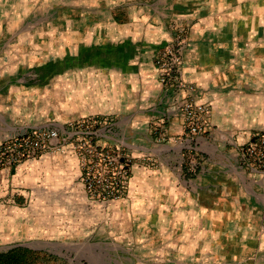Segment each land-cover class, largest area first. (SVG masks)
<instances>
[{"label":"crops","instance_id":"0c3cea01","mask_svg":"<svg viewBox=\"0 0 264 264\" xmlns=\"http://www.w3.org/2000/svg\"><path fill=\"white\" fill-rule=\"evenodd\" d=\"M31 1L0 0V8L14 13L22 6L25 14L30 15ZM43 1L64 7V0ZM83 1L90 2L84 7L91 6V34L85 39L91 42L92 91L95 94L103 89L99 95L108 100L109 108L112 103L128 106L125 112L120 111V118L106 139L113 146L115 136L121 139L122 134L126 136L121 147L132 160L128 191L121 200L91 207L79 181L78 159L68 148L0 168V258L18 252L28 264L33 258L34 264H58L64 255L50 251L48 245L65 240L91 243V208L98 211L103 207L107 216L100 212L97 215L107 217L110 232L133 224V227L143 226L145 231L151 228L161 233L167 224L161 218H172L168 221L170 241L162 248L153 246L156 250L153 259L163 257L168 264H241L244 260L229 258L220 250L221 235L254 233L251 239L255 240L262 211L258 208L257 212L256 201L263 205L264 196H259L258 188L253 186L255 192L250 188V195L244 199L236 182L223 179L221 193H230L233 202L231 212L224 210L215 194L219 178L192 174L193 167L202 168V164L198 163V157L189 158L197 156L193 142L202 143L215 135V131L221 137L222 134L236 136L230 147L233 151L234 145L249 142L256 130L264 129L261 124L264 121V9L261 18L255 17L263 27L259 34L244 38L239 32L223 27L239 23L237 16L225 18L224 0ZM70 4L79 10V0H71ZM209 7L215 12L208 17L200 10ZM170 9L179 10L174 13L176 16L183 12L181 15L206 17L199 26L204 27V32L205 26H219L213 35L206 34L208 40H201L200 34L198 41L193 33L181 67L184 82L192 85L195 82L198 86L196 101L209 108L210 128L194 140L184 131L180 111L187 93L172 84H161L154 65L155 58L170 40L171 35L166 31ZM22 22L19 19L17 23ZM23 39L27 37L19 41ZM240 56L249 57L248 62L253 58L254 65H240ZM2 111L1 108V114ZM1 114L0 143L18 131L43 126L13 125ZM88 116L86 119L97 118L92 113ZM156 136H165L166 143L157 142ZM228 215L237 220L225 227L220 220ZM239 217H247L243 220L245 225L240 226ZM181 233L187 235L183 238L172 235ZM233 241L237 242V256H242L243 238L235 236ZM252 250L254 259L249 257L245 264H264V237Z\"/></svg>","mask_w":264,"mask_h":264},{"label":"rangeland","instance_id":"374dc122","mask_svg":"<svg viewBox=\"0 0 264 264\" xmlns=\"http://www.w3.org/2000/svg\"><path fill=\"white\" fill-rule=\"evenodd\" d=\"M79 1L80 8L78 10L70 6L71 0H64V7L60 5L54 7L55 3L50 1L47 5L43 0H32L30 15L25 14V9L22 6L17 7L14 13L6 8H0V109H3L0 114L10 124L29 127L39 125L67 127L85 120L92 113L97 118H107L113 125L118 122L120 111L125 112L127 109V105L120 106L116 103H112V107L109 108L108 100L100 98L99 95V92L103 93L104 90L101 89L95 94L92 91L91 42L85 39L91 34V6L88 9L84 6L90 3L89 1ZM230 1L224 0V16L225 18L237 16L239 23H230L223 27L239 32L244 38H248L250 34H259L258 32L263 27H260V22L255 19L261 18L263 15L264 0H255V3H249V0H240L239 3ZM187 11L190 10H184V12ZM193 11L196 10H192V13H195ZM200 11L207 13L206 16L209 17V14L214 13L215 9L209 7ZM175 12L173 9L168 11L166 31L171 36L166 46L175 40L184 41L183 65L185 53L189 48V38L193 33H196L194 36L198 41H200V34L201 40H208L206 34L213 35L215 27L219 26L210 22L213 25L205 26L206 31L204 32V27L199 26L201 25L200 21L206 17L181 15L183 12L178 13L180 16H176ZM88 13L90 14L88 15ZM178 16L179 18H177ZM12 18H15V21ZM19 19L23 22L17 23ZM249 19H254V22H250ZM208 27L210 28L207 31ZM23 37H27V39L19 41ZM248 61L249 57L244 59L240 56L239 64L254 65L253 58L252 61ZM194 84L188 85L193 86L196 91L198 86L195 82ZM230 90L231 88L228 89V92ZM94 109L98 110L94 112ZM261 124L263 125L264 121ZM263 132L264 129L256 130V133ZM214 134L202 143L200 141L193 142L192 147L197 149L194 151L197 156L193 158L194 155H192L189 160L198 157V163L202 164V168L197 165V168L193 167L191 173L219 178L220 183L216 187L215 194L218 195L223 209L231 212L233 202L230 200V193H221L223 179L225 181L232 179V182H236L244 199L250 195V188L253 191V186L258 188L256 192L263 197L264 186L259 175L238 168L236 148L243 144L234 145L233 151L230 148L232 141H236V136L230 137L222 134L221 137L220 133L216 131ZM122 136L124 137L122 139L119 136L114 138V141L120 146L122 142H126V136L123 134ZM156 139L160 144L166 143L165 136H156ZM168 163L170 164V161ZM91 203V207L97 205L99 208L101 206V203L92 201ZM256 203L258 205L257 212L258 208L262 211L255 228V240L251 239L254 233L223 232L220 250L225 253V256L237 257L245 262L249 257L254 259L251 254L252 249L257 248L260 238L264 237L263 205L259 200ZM99 212L107 216V210L103 212V207L98 211L91 208V243L65 240L58 245L55 243L48 245L50 251H60V254L64 255V259L59 260L58 264H168L163 257L158 260L153 259L152 255L156 250L152 248L157 245L160 248L168 245L170 240L167 237L171 235L168 221H172L171 217L161 218L163 223H167L165 227L161 228L163 229L161 233L153 231L151 228L145 231L143 226L133 227V224L121 228L116 227L118 228L117 232H110L107 217L98 216ZM130 219L133 220V218ZM236 220L237 218L228 215L223 216L220 221H223V226L227 227ZM243 220H247V217H239L240 226L246 224ZM100 230L102 233L99 234ZM158 235H163L160 240H156ZM172 235L181 238L187 234ZM235 236L243 238L242 243L245 248L240 249V252H243L242 256H237L238 249L235 248L237 242L233 241ZM153 240L156 241L153 242ZM244 261L240 263L245 264Z\"/></svg>","mask_w":264,"mask_h":264},{"label":"built area","instance_id":"2783aa9c","mask_svg":"<svg viewBox=\"0 0 264 264\" xmlns=\"http://www.w3.org/2000/svg\"><path fill=\"white\" fill-rule=\"evenodd\" d=\"M183 45L179 39L165 46L154 65L161 84H172L187 93L180 111L184 131L194 140L209 129V108L196 101L194 87L181 78ZM111 133L112 122L107 118H88L67 127L24 130L0 143V168L68 148L78 159L79 181L88 199L96 203L118 201L127 194L132 160L118 143H106ZM236 154L238 168L259 175L264 186V132L254 134L249 142L237 147ZM262 215L264 223V201Z\"/></svg>","mask_w":264,"mask_h":264},{"label":"trees","instance_id":"16d2710c","mask_svg":"<svg viewBox=\"0 0 264 264\" xmlns=\"http://www.w3.org/2000/svg\"><path fill=\"white\" fill-rule=\"evenodd\" d=\"M34 259V258H33ZM29 261V264H34V260ZM0 264H28V261H25V256L19 254L18 252L10 257L5 256L0 258Z\"/></svg>","mask_w":264,"mask_h":264}]
</instances>
